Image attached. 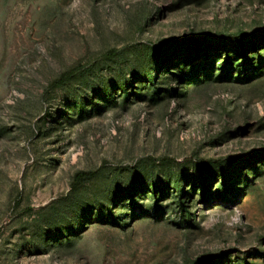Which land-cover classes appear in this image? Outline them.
Masks as SVG:
<instances>
[{
    "label": "rangeland",
    "instance_id": "obj_1",
    "mask_svg": "<svg viewBox=\"0 0 264 264\" xmlns=\"http://www.w3.org/2000/svg\"><path fill=\"white\" fill-rule=\"evenodd\" d=\"M0 264H264V0H0Z\"/></svg>",
    "mask_w": 264,
    "mask_h": 264
},
{
    "label": "trees",
    "instance_id": "obj_2",
    "mask_svg": "<svg viewBox=\"0 0 264 264\" xmlns=\"http://www.w3.org/2000/svg\"><path fill=\"white\" fill-rule=\"evenodd\" d=\"M86 175H88L87 173H81V174H78L77 176H76V179H80L81 177H84V176H86Z\"/></svg>",
    "mask_w": 264,
    "mask_h": 264
}]
</instances>
